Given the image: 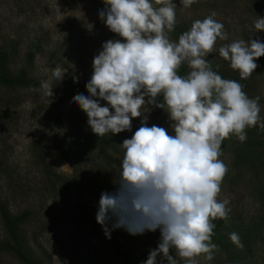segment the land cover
<instances>
[{"label": "rangeland", "instance_id": "1", "mask_svg": "<svg viewBox=\"0 0 264 264\" xmlns=\"http://www.w3.org/2000/svg\"><path fill=\"white\" fill-rule=\"evenodd\" d=\"M172 2L176 4L174 30L184 23L183 33L195 20L216 13L214 19L224 25L227 40L218 38L205 59L211 61L212 70L222 78L231 75L240 78L238 71L219 56V47L236 40L248 42L259 38L264 42V31L254 27L258 16H264V0H195L190 7H184L182 0ZM153 4L160 7L154 0ZM104 7V0H0V44L5 42L9 46L8 65L12 71L26 65L28 76L38 80L29 88L0 87V201L12 213L29 212L20 230L28 246L45 255L46 264H120L114 240L122 241L135 255L142 252L149 255L160 243L159 229L132 235L124 227H113L116 221L111 219L107 223L111 237L108 238L96 220L101 193L115 191L121 171L116 163H105L101 153L106 151L113 159H123L125 150L120 144L141 126L143 115L132 119L131 131L111 133L115 138L110 135L108 142L87 148L75 169L60 156L53 143L61 137L79 138L91 130L86 113L73 103V97L80 93L89 95L85 85L91 79L93 58L102 50L103 43L122 39L99 18L98 13ZM87 24L93 25L91 31ZM174 30L165 32L178 43ZM33 38L42 41V48L34 57H28L25 51ZM184 64L188 74L191 69ZM57 67L65 72L61 81L52 74ZM74 77L78 82H74ZM249 78L250 88L245 86ZM249 78L241 83L243 90L249 98L260 97V117L264 120V78L259 67ZM42 81L53 87L52 97L44 94ZM100 103L107 106L105 101ZM147 107L151 109L144 113L148 117L147 126L164 127L174 135L168 113L151 105H145L142 111ZM248 131L245 142H240L235 134L230 135L227 138L230 148L252 143L260 133L264 136V128L259 126ZM32 141L46 150L49 170L67 177L66 196L47 188L44 167L36 162L31 150ZM228 144L224 146L222 142L220 148L219 159L227 165L228 172L217 199H227L226 207L245 221L262 219L264 224V166L257 171L238 166ZM4 236L0 221V241ZM169 254L175 257V250ZM195 259L198 264H227L220 253L214 254L211 261L204 254ZM245 260L247 264H264V241L255 245ZM0 264L20 263L0 247ZM156 264L168 261L160 254ZM176 264L185 262L177 256Z\"/></svg>", "mask_w": 264, "mask_h": 264}, {"label": "clouds", "instance_id": "2", "mask_svg": "<svg viewBox=\"0 0 264 264\" xmlns=\"http://www.w3.org/2000/svg\"><path fill=\"white\" fill-rule=\"evenodd\" d=\"M194 2L182 0L184 7ZM154 3L160 7L153 0H104L99 18L122 39L103 43L85 85L89 95L77 94L73 103L86 113L97 136L131 131L132 119L143 115L141 126L120 144L125 151L115 191L100 196L96 220L106 237L111 238L107 223L113 217V227H124L132 235L159 229L160 243L144 264H156L160 254L168 264H176L177 256L185 264H198L195 258L201 254L214 259L219 246L211 242L216 227L212 221L227 219L231 211L227 199H217L228 172L219 159L221 144L232 134L245 142V130L264 128V120L260 97L249 98L241 83L222 78L205 59L218 38L227 40L216 13L195 20L177 43L165 32L174 30L176 4ZM86 27L91 31L93 25ZM254 27L264 31V16H258ZM219 56L246 80L264 56V42L236 40L219 47ZM184 62L191 71L180 76L177 70ZM52 74L61 81L65 72L57 67ZM41 89L53 96L47 81ZM145 105L168 113L174 135L164 127L147 126L144 113L151 109L142 111ZM229 239L244 247L238 233H230Z\"/></svg>", "mask_w": 264, "mask_h": 264}, {"label": "trees", "instance_id": "3", "mask_svg": "<svg viewBox=\"0 0 264 264\" xmlns=\"http://www.w3.org/2000/svg\"><path fill=\"white\" fill-rule=\"evenodd\" d=\"M184 27L185 25L183 23L177 25L175 28L174 33L177 36L176 40L183 34L185 30ZM259 33L263 34V32ZM41 48L42 41L38 38H33L29 40L28 49L25 53L28 57H34ZM9 55V46L5 42L0 44V87L29 88L34 86L38 80L28 76L26 65H21L16 71L11 70L7 62V57ZM255 62L259 65L260 73L264 78V56L260 57ZM187 71L188 68L182 63L177 70V74L185 76ZM226 79L236 80L244 84L242 79L233 75H231V77H226ZM249 80L250 78L245 81L247 84L245 86L248 88H250L248 86ZM66 83L70 84V81L66 79ZM158 99L162 100V98ZM136 130L137 128H135L134 132ZM245 131L246 134H250L248 128ZM260 134H258V136L256 135L252 143H244L243 145L238 144L235 148L232 147V149L228 144L229 140L225 139L223 141L224 146L228 144L227 148L233 152L235 163L238 166H245L248 169H255L256 171L262 169L264 166V136ZM110 135L115 138L111 132L104 136H97L90 130L83 133L79 138L74 136L70 139L69 137H61L59 140L53 141V143L60 152V156L68 160L72 164L73 169H75L74 166H77L79 158H82L87 148H91V146H96L103 142H108L111 137ZM30 144L36 162L44 167L47 177V188L52 191L60 192L61 195L66 196L69 184L67 177H63L59 173L49 170V167L46 165V150L43 146L34 141ZM74 157L75 159H73ZM101 158L105 163H116L121 168V158L120 160L113 159L106 151L101 153ZM28 216L29 212L27 210H22L19 213H12L8 206H6L3 201H0V221L5 234L4 238L0 241V247L12 254L20 264H46L47 259L45 255L37 253L30 248L26 243L24 233L20 230L22 223ZM111 220L115 222L116 218L113 217ZM212 222L216 227L213 229L214 235L211 238V242L219 246V250L215 251L214 254L220 253L227 264H247L245 259L250 255L253 247L264 241V224H262V219L258 221H245L238 213L231 211L227 219H215ZM232 232L239 234L241 242L244 245L243 248H238L231 242L229 234ZM113 246L120 264H144L149 256L146 252H142L138 255L131 253L125 247L124 243L119 240H114Z\"/></svg>", "mask_w": 264, "mask_h": 264}]
</instances>
